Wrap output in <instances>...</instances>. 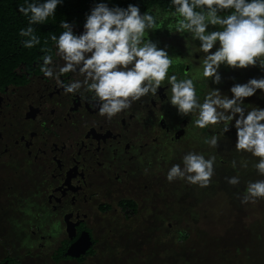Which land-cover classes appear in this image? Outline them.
<instances>
[{
  "label": "flooded vegetation",
  "instance_id": "af4514ba",
  "mask_svg": "<svg viewBox=\"0 0 264 264\" xmlns=\"http://www.w3.org/2000/svg\"><path fill=\"white\" fill-rule=\"evenodd\" d=\"M135 12L118 24L72 21L49 54L21 64L23 84L0 89V264H16L8 253L17 245L30 255L32 236L48 246L62 237L55 264L92 258L96 234L154 236L156 188L185 185L204 93L189 59L188 18L232 14ZM232 45L223 65L240 68L251 47ZM82 235L91 241L85 255L66 256Z\"/></svg>",
  "mask_w": 264,
  "mask_h": 264
},
{
  "label": "rangeland",
  "instance_id": "374dc122",
  "mask_svg": "<svg viewBox=\"0 0 264 264\" xmlns=\"http://www.w3.org/2000/svg\"><path fill=\"white\" fill-rule=\"evenodd\" d=\"M187 33L204 93L196 106L201 128L188 140L186 183L156 188V235L96 234L95 255L83 264H264V29L220 15L188 18ZM235 42L250 46L252 58L226 67ZM61 238L48 246L32 236L30 255L23 245L8 255L16 264H55L50 256Z\"/></svg>",
  "mask_w": 264,
  "mask_h": 264
},
{
  "label": "trees",
  "instance_id": "16d2710c",
  "mask_svg": "<svg viewBox=\"0 0 264 264\" xmlns=\"http://www.w3.org/2000/svg\"><path fill=\"white\" fill-rule=\"evenodd\" d=\"M105 5L110 6L109 11L89 8ZM150 6L192 15L232 14L264 29V0H0V89L23 84L17 72L21 64L30 68L39 53L49 54L50 45L63 37L72 21L118 24L130 20L137 9ZM130 7L135 10L128 12ZM238 62L229 60L227 64Z\"/></svg>",
  "mask_w": 264,
  "mask_h": 264
},
{
  "label": "water",
  "instance_id": "95a60500",
  "mask_svg": "<svg viewBox=\"0 0 264 264\" xmlns=\"http://www.w3.org/2000/svg\"><path fill=\"white\" fill-rule=\"evenodd\" d=\"M90 246V238L86 235H82L76 242L69 246L66 256L72 259H78L79 257L85 255Z\"/></svg>",
  "mask_w": 264,
  "mask_h": 264
}]
</instances>
